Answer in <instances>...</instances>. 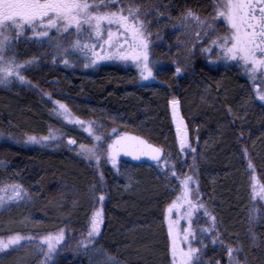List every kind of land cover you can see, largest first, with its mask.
I'll return each instance as SVG.
<instances>
[{"label":"trees","instance_id":"trees-1","mask_svg":"<svg viewBox=\"0 0 264 264\" xmlns=\"http://www.w3.org/2000/svg\"><path fill=\"white\" fill-rule=\"evenodd\" d=\"M135 3L147 9L149 52L162 61L153 70L152 83L136 84L131 69L115 64L86 71L39 59L24 72L30 83L0 85V187L18 185L26 194L22 202L0 210V238H36L63 229L67 243L85 236L99 210L103 222L91 249L102 248L118 264H171L165 212L181 189L180 181L151 159L133 163L120 158L115 168L87 162L75 146L91 140L53 115L52 102L58 101L75 117L98 121L106 136L114 137L115 129L162 149L161 160L178 176H194L193 197L204 205L203 224L209 225L213 239V245L209 240L200 245L201 264H228V246L241 249L234 253L241 264H264V220L257 218L251 228L247 170L249 161L264 187V103L248 81L226 68L205 65L192 44L185 43L183 14L191 9L211 21L212 0ZM36 50L33 44L16 46L23 57ZM173 99L180 104L190 146L183 150L169 110ZM50 130L76 143L62 142L56 149L23 145L24 137L45 136ZM205 208L216 217L214 227ZM29 248L0 255V264H37ZM91 249L65 246L51 264H97Z\"/></svg>","mask_w":264,"mask_h":264},{"label":"snow or ice","instance_id":"snow-or-ice-1","mask_svg":"<svg viewBox=\"0 0 264 264\" xmlns=\"http://www.w3.org/2000/svg\"><path fill=\"white\" fill-rule=\"evenodd\" d=\"M115 7V10L112 8ZM214 14L211 21L201 19L200 16L191 9L187 10L181 18V26L188 27L190 22L200 29H208L216 34L212 40V46L217 48L219 59L225 63L236 61L241 63L250 79L264 74V0H215L213 4ZM147 9H142L135 3V0H128L127 4L119 3L118 0H0V85H8L13 80L20 83H30L23 75V71L31 64L35 63V57L28 60L18 59L15 44L21 38L43 45L48 43L53 47V57L63 55L67 57L73 52H82L87 60L85 67L95 65L98 60L119 59L123 61L131 60L139 69L141 81L154 80L155 76L148 63V43L145 17ZM221 21L224 31H219ZM107 25V30L104 28ZM116 26L113 32L112 26ZM53 30L61 39H66L75 34V40H70L65 46L58 40L54 41L51 34ZM71 30V31H70ZM106 31L107 38L103 44L107 45V53L103 45H100V52H97L96 43H86L93 36L98 39L104 37ZM31 33V35H29ZM67 34V35H65ZM199 35V32L197 33ZM125 45L128 47L125 48ZM207 51V49H206ZM63 63L67 65L69 60L65 58ZM176 73L181 72L179 66ZM259 101L264 102V93L257 92ZM175 113L177 101L171 102ZM58 104V115H63L69 122H74L85 127V122L71 117L66 105ZM92 138L90 145L81 144L78 155H81L89 162H95L99 166L100 161L105 159L115 168L118 157L123 154L130 156L133 160H139L141 156H146L153 161H160L162 149L157 148L147 141L127 134L115 133L114 137L106 136L102 128L96 126L95 122H88L85 128ZM180 129L178 128V132ZM55 139L54 134L38 140L36 137H29V143H41L44 140ZM69 144L76 141L69 139ZM180 147L183 150L190 147L187 142L186 132L180 136ZM195 152V148H190ZM195 159V158H194ZM165 163H167L165 161ZM253 166L248 164V168ZM171 176L180 181L183 192L166 209L165 219L168 223V237L170 240L169 252L171 264H201V250L195 243L202 244V233L210 229H199L193 227V203L190 199L189 184L193 181L191 175H177L175 168H170ZM100 180L103 181V173H100ZM167 177V173L165 174ZM253 180L255 178L253 177ZM98 190V189H97ZM10 191L9 200L25 199L26 194L18 185L8 188H0V193ZM95 194V193H94ZM252 196H259L264 200V187L257 191L255 184L252 186ZM105 196L98 197L103 202ZM5 201V196L0 195V204ZM188 205V210L181 214L180 219L187 220V227L178 230V220H173L170 214L174 209ZM197 207L203 208V203H198ZM254 207V206H253ZM204 214L209 216L215 226L216 217L204 209ZM100 211H94L90 218V227L87 233V240H81L80 246L87 252L88 246L95 244V238L100 234L102 224ZM65 239L64 230H59L56 234H47L39 238L37 248L42 254L45 262L51 260L57 251V246ZM32 242L33 236H21L17 234L12 237L7 244L0 242V251L10 245L21 244V241ZM195 242V243H194ZM23 246V245H21ZM91 251L96 254L97 264H118L114 257L108 255L102 248H93ZM228 264H241L234 253H239L240 248L228 246Z\"/></svg>","mask_w":264,"mask_h":264},{"label":"rangeland","instance_id":"rangeland-1","mask_svg":"<svg viewBox=\"0 0 264 264\" xmlns=\"http://www.w3.org/2000/svg\"><path fill=\"white\" fill-rule=\"evenodd\" d=\"M119 3H121V2H119ZM112 10H115V7H113ZM194 25L195 24L193 22H191V24H189L188 28L187 27H182V26H181V28L186 31L185 43L187 41L188 45H189V43H191L192 45L194 44V50L193 51H197L199 53L200 57H201V56H203V52L204 51H205L204 55L207 53L206 48L203 46V42L205 40V34H204L203 31L201 32L200 29H196V32H195V26ZM104 28L107 30L108 26L104 25ZM112 30H113V32L116 31V26L115 25L112 26ZM198 32H199V35L197 34ZM29 35H31V33H29ZM65 35H67V34H65ZM51 36H52V39L54 41L58 40L60 43L64 44L65 46L69 45V41L70 40H75V38H76L75 34L73 33L72 36H69L66 39H61V37L59 35H57L54 30H53V33L51 34ZM186 36H187V38H186ZM106 38H107V36H106V31H105V35H104L103 38L98 39L95 36H93L91 40H85L83 42H86V43H89V44L96 43L98 45V47L96 49L97 52H100V50H101L99 46L103 45L104 51H105V53H107V45L103 44V40L106 39ZM147 38H149V37L147 36ZM146 42L148 43V40ZM28 44H33L34 46H36L37 50L32 52V54L29 57H23L22 54H19L18 52H16L17 53V57H18V59H21V60H28V59H31V58L35 57L36 62L31 64V65H29L23 71V75H24V72L26 70L36 67L38 62H39V59H42L46 64H49V65H57V66H60V67H67V68H72V69L75 68V69H81V70H86V71H92V70L96 69L98 66L103 65V64H115V65H119V66H122V67L127 68V69H131L134 72V74H135V82H136V84L144 85V84L152 83L154 81V80L141 81L140 80V76H139V69L136 67V65L131 60H127V61H123V60H119V59L98 60L95 65L85 67V63L87 62V60H86V58H85V56H84V54L82 52H73L72 55H69L67 57H64L63 55H57V56L53 57L52 53H53L54 49L48 43H44L43 45H41V44H38V43H33L31 41H27L26 42L24 40V38H21L19 42H16L15 49H16V46L28 45ZM127 47L128 46L125 45V48H127ZM147 55H148V63H149V66L151 67L152 71L156 67H158V66H160L162 64L161 60L153 59L152 55L149 52V43H148ZM206 56H207V54H206ZM65 58H67L69 60V63L67 65H65L63 63V60ZM219 60L220 59H219L218 55L216 57H211L210 64L211 65H217ZM221 61L224 62L223 60H221ZM213 67H217V66H213ZM14 82L20 83L19 81H16V80H13V83ZM248 82L250 83V85L254 89L255 97H257V92L258 91L261 92V93H264V81H248ZM256 86L258 88H256ZM262 103H264V102H262ZM52 113H53V115L55 117L60 119L66 125H68L70 127H73L74 129H76V130L80 131L81 133H83L84 135L88 136L90 138V140H91V143H92V138L89 136L88 131L85 130V128L87 127L88 122H95L97 127L103 129V127L101 126V124L98 121L80 119V118L75 117L73 114H71V112H70L71 117L84 121L85 122V127H81V125L76 124L74 122H69L67 119L64 118L63 115H58L57 114L58 113V104H57V102H52ZM50 134H54L56 138L55 139H51L50 138L48 140H44L41 143H29L28 142V138L29 137H36L38 140H41L44 137H49ZM62 142L69 144L68 141H64L63 140L62 135H60L57 131L50 130L45 136H26V137H24L22 143L26 147H40V148H47V149H56ZM72 145L73 144H71V146ZM79 146L80 145L75 146V150H76L77 154L79 152ZM79 156H81V155H79ZM120 158H122V157L119 156L118 159H120ZM84 160H86V159H84ZM86 161L89 162L88 160H86ZM100 162H105L106 164L112 166V164L110 162H107L105 159H102ZM152 162L157 164L159 166V168L161 169V171H163V172H167L171 168V165L167 161H166L167 163H165V161L161 160V159H160V161H153L152 160ZM89 163L94 164L96 166L95 162H89ZM249 163L250 162L248 161L247 170H248V175H249L248 177H249V186H250V195H251V220H252L251 221V228H254V225L256 224V219L257 218L261 217L264 220V200H261L259 198V196L255 197V198L252 196V186H253V184L256 185L257 191H259V189L262 186L259 183V180H258V178L256 176V173H255L253 167L251 169L248 168V164ZM253 177L255 178V180H253ZM193 181H195L194 178H193ZM11 186H14V185H10V184L9 185H4V186H2L0 188H8V189H10ZM179 188H181V189L177 193V195H176L174 200H176V198L178 196H180L182 194V192H183L182 186H180ZM189 188H190V199H192V203H193V206H194L193 210H192L193 211L192 219H193V222H194L193 223V227L194 228H199V229H209V225L203 224L204 216H202V212H200L201 207H197L196 206L198 204V202L196 201V198L193 197V193H195L196 182H190ZM0 195H4L5 196L4 203L0 204V210L5 208V207H7L8 205L15 204V203H20V202H22L23 200L26 199L25 198V199H19V200H9L7 197L12 195V193L10 191H8L6 193H0ZM187 210H188V205L185 203L183 207L178 208V209H174L173 213L170 214L171 219L178 220V230H181V229L187 227V220L186 219H180L181 214L185 213ZM96 211H99V210H96ZM166 214L167 213L165 212V216H166ZM165 222H166V227H167V231H168V223H167L166 219H165ZM7 224L9 225L10 222L7 223ZM7 224L5 223L4 225H7ZM89 227H90V223L88 225V228H87L85 236H79L74 241H69L68 240L67 243H66L67 235H66V233H64L65 234V239L60 245L57 246V251L54 254V256L60 251L61 248L65 247V246L70 247V250L79 249V250H83L84 251L85 248L80 246V241L81 240H87V233H88ZM54 234H56V233H53V235ZM14 236H16V235H10V236H7V237L0 238V242H4L5 244H7L8 241ZM24 237H26V236H24ZM40 237H42V236H40ZM40 237L34 238V240L32 242H28V241L24 240V241H21V244L10 245L9 247H7L4 250L0 251V255L6 254V253L11 252L14 249H17V248H20V247L30 246L29 249H31L34 252L35 259L38 260L37 264H51L53 258L51 260L45 262L42 254L39 252V249L37 248V243H38V240H39ZM203 240H209L208 242L210 244L213 243L212 235L210 234L209 231L202 233V242H203ZM21 245H23V246H21ZM200 245H201V243H195L196 247L200 248ZM93 246H94L93 244L89 245L88 249L90 250Z\"/></svg>","mask_w":264,"mask_h":264},{"label":"flooded vegetation","instance_id":"flooded-vegetation-1","mask_svg":"<svg viewBox=\"0 0 264 264\" xmlns=\"http://www.w3.org/2000/svg\"><path fill=\"white\" fill-rule=\"evenodd\" d=\"M212 1L214 4L215 0H212ZM217 23L221 24L219 31L222 33L224 31V26H223L222 22L219 20L217 21ZM204 34H205V40L203 42V46L207 49V53H206L207 56H206V54L204 55V52H205L204 51L203 56H201L200 58L205 65H207L209 67L217 66V67L226 68V69L232 71L234 74L238 75L239 78L243 81H264V74H258L257 77L250 79L248 74L245 72L242 64L238 63L236 61H229V62L225 63V62H222L220 59L217 65H211L210 64L211 57H216L217 53L219 51L217 48L212 46V40L216 38V34L212 33L210 30L205 31ZM191 48L193 51L194 50L193 45H191ZM256 88H258V87L256 86Z\"/></svg>","mask_w":264,"mask_h":264},{"label":"water","instance_id":"water-1","mask_svg":"<svg viewBox=\"0 0 264 264\" xmlns=\"http://www.w3.org/2000/svg\"><path fill=\"white\" fill-rule=\"evenodd\" d=\"M169 110H170V113H171V119H172V123H173V125L175 127V131L177 133V136L180 138V136L184 132H183V129H182V119H181L180 104H179V102L176 105L175 113L173 112V107H172L171 103H169ZM178 128L180 129L179 132H178ZM129 136H133V135H129ZM120 157H122V158H124V159H126V160H128L130 162L137 163V162L144 161L143 157H145V156H141V158L139 160H133L132 158H128V157H126V156H124L122 154L120 155Z\"/></svg>","mask_w":264,"mask_h":264},{"label":"bare ground","instance_id":"bare-ground-1","mask_svg":"<svg viewBox=\"0 0 264 264\" xmlns=\"http://www.w3.org/2000/svg\"><path fill=\"white\" fill-rule=\"evenodd\" d=\"M123 155V154H122ZM125 156V155H124ZM126 157H128V158H131L130 156H126Z\"/></svg>","mask_w":264,"mask_h":264}]
</instances>
